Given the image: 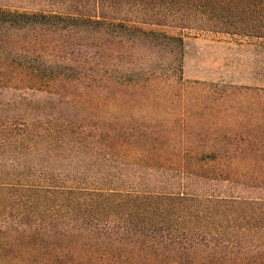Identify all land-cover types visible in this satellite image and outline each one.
I'll use <instances>...</instances> for the list:
<instances>
[{"label":"trees","instance_id":"1","mask_svg":"<svg viewBox=\"0 0 264 264\" xmlns=\"http://www.w3.org/2000/svg\"><path fill=\"white\" fill-rule=\"evenodd\" d=\"M42 1L0 6V264H264V127L132 124L161 73L103 76L74 38L157 47L181 79L183 38L160 27L264 38V0ZM157 172L174 190L141 186Z\"/></svg>","mask_w":264,"mask_h":264},{"label":"rangeland","instance_id":"2","mask_svg":"<svg viewBox=\"0 0 264 264\" xmlns=\"http://www.w3.org/2000/svg\"><path fill=\"white\" fill-rule=\"evenodd\" d=\"M43 5L49 6L42 0H0V6L13 9L35 10ZM130 19L135 20L133 16ZM160 28L170 35H181L183 38L181 79L174 74L168 53L157 47L149 49L144 44L133 45L125 39L118 42L109 35L98 40L80 35L74 37L76 42L85 44V51L91 55L98 51L102 53L98 64L102 66L99 74L103 76L113 67L118 71L115 74L119 75L127 67L138 70V67L151 64L161 73L157 78H141L139 89H146L145 94L151 100L146 106L134 107L130 123L179 126L184 130L193 126L223 131L264 127L263 37L171 26ZM94 57L90 56L92 65ZM138 95L143 94L139 92L135 96ZM126 106L129 105L122 104L128 109ZM123 112L124 109L120 116L124 115ZM141 115H146V120H142ZM132 170L135 169L121 168L122 186L138 184L140 174ZM174 182L172 175L157 172L151 180H141V186L171 191L174 190ZM187 184L193 193H201L209 187L208 184L194 181Z\"/></svg>","mask_w":264,"mask_h":264}]
</instances>
